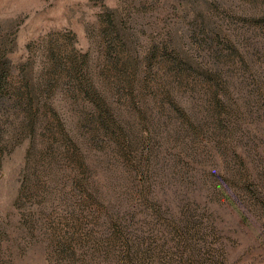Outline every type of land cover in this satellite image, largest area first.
I'll return each instance as SVG.
<instances>
[{
  "label": "rangeland",
  "instance_id": "1",
  "mask_svg": "<svg viewBox=\"0 0 264 264\" xmlns=\"http://www.w3.org/2000/svg\"><path fill=\"white\" fill-rule=\"evenodd\" d=\"M110 9L132 55L172 38L185 79L116 87ZM54 53L88 54L126 141L84 123ZM0 57L42 88L30 147L0 108V264H264V0H0Z\"/></svg>",
  "mask_w": 264,
  "mask_h": 264
},
{
  "label": "trees",
  "instance_id": "2",
  "mask_svg": "<svg viewBox=\"0 0 264 264\" xmlns=\"http://www.w3.org/2000/svg\"><path fill=\"white\" fill-rule=\"evenodd\" d=\"M113 12L114 10L110 9L109 14L104 15L107 26L102 30L103 35L106 34L107 37L105 40L107 48L105 49L102 71L104 74H113L116 77L117 80L113 82L116 87L123 88L125 92H132L134 85L147 87L155 80L156 70L164 67L168 69V74L170 73L174 80L185 79V75H187L190 68V62L185 61L187 60L186 55L175 45L172 38L162 41L161 39L155 40L146 48L147 51L141 57L132 55L130 47H133V42L130 39L133 38H129V35L124 33L120 24L114 21ZM87 55V53L81 54L82 60H80V58L72 55L63 58L61 54H52L50 74L57 71L63 73L65 79H67L68 92L69 90L70 92L75 91L89 105V110L86 112L83 121L92 126L93 132L96 134L99 131L116 132L119 134L118 137L126 141L128 137L124 133L125 129L119 119L115 120V111L113 112V109L107 104L105 97L96 87L92 77L88 76ZM195 57L198 58V56ZM73 80L74 86L72 84ZM209 80L216 83V85L219 83L216 78H210ZM44 81L46 84L47 79ZM17 82L19 83H15V74L9 61L6 59L0 62V108L15 103L22 107V110L25 111V126L22 133H25L28 137L30 147L34 144L36 133L41 127V112L35 106V103L42 88L41 84L31 81L25 70H22ZM45 84L43 87L47 88L50 83ZM172 90V87L163 90L169 100L173 97Z\"/></svg>",
  "mask_w": 264,
  "mask_h": 264
}]
</instances>
